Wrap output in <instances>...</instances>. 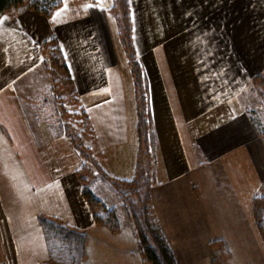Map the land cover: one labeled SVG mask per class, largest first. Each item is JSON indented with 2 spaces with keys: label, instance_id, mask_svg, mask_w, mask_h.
Instances as JSON below:
<instances>
[{
  "label": "crops",
  "instance_id": "obj_1",
  "mask_svg": "<svg viewBox=\"0 0 264 264\" xmlns=\"http://www.w3.org/2000/svg\"><path fill=\"white\" fill-rule=\"evenodd\" d=\"M130 1L157 139L152 204L177 264H210L215 240L229 249L224 264H264L253 215L264 104L251 85L264 78V0ZM112 4L63 0L50 17H0V264L53 262L41 216L87 235L80 264H147L129 221L113 232L93 219L41 49L58 39L100 176L131 180L136 98Z\"/></svg>",
  "mask_w": 264,
  "mask_h": 264
},
{
  "label": "trees",
  "instance_id": "obj_2",
  "mask_svg": "<svg viewBox=\"0 0 264 264\" xmlns=\"http://www.w3.org/2000/svg\"><path fill=\"white\" fill-rule=\"evenodd\" d=\"M62 3L63 0H0V17L7 13L14 16L24 10L36 11L50 17L56 9L61 7ZM111 12L117 23L118 35L133 77L137 108L138 155L134 177L131 180H118L105 175L101 177L109 181L111 190L119 199V207H109L105 200L93 190V183L96 182L93 181L92 174L97 175L99 172L98 169L95 172L89 167L90 160L93 164L96 162L90 150L83 144L84 129L77 133H74L73 129L70 131L72 127L67 119L69 111H66L67 107L64 104L65 100L77 103V92L56 37L41 47L44 55L43 63L52 79L51 91L60 116L64 120L63 123L68 124V129L65 128L63 133L68 135L83 159L78 175L83 185V195L90 206L95 223L104 224L113 232H118L122 228V219L125 218L130 222L137 236L139 250L147 264H177L152 204L151 191L155 183L154 163L157 139L152 126L147 78L134 41L131 1L113 0ZM251 85L255 87L264 104V78L254 77L251 80ZM80 110L85 126L89 129L87 114L82 107ZM258 132L264 140V125L259 128ZM124 187L134 190L130 189L131 191H128L127 194L123 192ZM253 215L259 233L264 240V195L254 198ZM39 220L46 234L53 261L51 264H80L85 256L87 235L77 229L64 226L56 220L46 219L42 216L39 217ZM210 246L212 251L210 264H224V259L229 255L226 244L223 241L215 240L211 242Z\"/></svg>",
  "mask_w": 264,
  "mask_h": 264
},
{
  "label": "rangeland",
  "instance_id": "obj_3",
  "mask_svg": "<svg viewBox=\"0 0 264 264\" xmlns=\"http://www.w3.org/2000/svg\"><path fill=\"white\" fill-rule=\"evenodd\" d=\"M127 68H128L127 61L125 60V62H124V69H127ZM129 71H130V69H129ZM46 74H47L48 81H49V83L51 85L52 79L50 78V76H49V74H48L47 71H46ZM65 101L66 102H65L64 106L67 107V110L66 111H69V112H67L68 113L67 114L68 115L67 119L69 120V122H70L69 124L72 127V128H70V131H72V129H73V131L75 130L74 133L75 132L77 133V132L83 131V129H84V133L85 134L83 136V144H84L85 148H88L89 150L91 148V153L94 155V147L91 146V141H92L91 140V134H90L89 129L86 128L87 126H85L84 117L82 116V111L80 110V107L77 105L76 102H70L69 100H65ZM59 117H61V116H59ZM63 122H64V120H62V118H61V121H60L61 124L59 126H56V127L57 128L61 127V130L62 131H65V128L68 129V124L67 123H63ZM87 137L90 138V139H88ZM65 139H67V138L65 137ZM73 149H74V151L78 152L76 150V148H73ZM78 155H79V153H78ZM79 157H81V156L79 155ZM89 167H90V169L92 168V170H94L95 172H97L98 166L96 165V163L93 164V162L91 160H90V163H89ZM92 177H93V181L96 182V183H93L94 184L95 191L97 190V193L96 194L101 195L102 198L103 197H106V199L108 201V203H107L108 206H114L115 204H116V206H118V204L120 203L119 202V199L117 198L118 199V201H117L116 200V197H108L107 196V195H109L108 192L105 193V189H108V188L105 185H103L102 182L100 181V178H101L100 174H97V175L96 174H92ZM130 189H133V188H127V187L125 188L124 187L123 188V192L128 194L129 193L128 191H131ZM113 194H115V193H113ZM113 198L115 199V201H113ZM224 262H225V260H224Z\"/></svg>",
  "mask_w": 264,
  "mask_h": 264
},
{
  "label": "snow or ice",
  "instance_id": "obj_4",
  "mask_svg": "<svg viewBox=\"0 0 264 264\" xmlns=\"http://www.w3.org/2000/svg\"><path fill=\"white\" fill-rule=\"evenodd\" d=\"M129 2H130V0H129ZM100 7H103V3H101V5H99ZM86 7H90V5H86ZM60 15V13L58 12L57 13V16H59ZM65 55H67V54H65Z\"/></svg>",
  "mask_w": 264,
  "mask_h": 264
}]
</instances>
